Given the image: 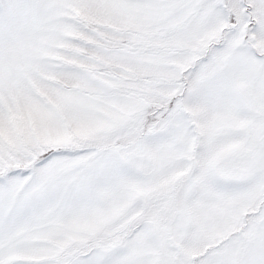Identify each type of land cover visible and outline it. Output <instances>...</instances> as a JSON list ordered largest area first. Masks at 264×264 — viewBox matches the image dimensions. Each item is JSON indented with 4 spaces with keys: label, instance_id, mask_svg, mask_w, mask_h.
<instances>
[{
    "label": "snow or ice",
    "instance_id": "1",
    "mask_svg": "<svg viewBox=\"0 0 264 264\" xmlns=\"http://www.w3.org/2000/svg\"><path fill=\"white\" fill-rule=\"evenodd\" d=\"M0 264H264V0H0Z\"/></svg>",
    "mask_w": 264,
    "mask_h": 264
}]
</instances>
